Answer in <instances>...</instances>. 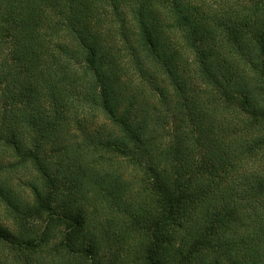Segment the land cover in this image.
<instances>
[{"label": "trees", "instance_id": "obj_1", "mask_svg": "<svg viewBox=\"0 0 264 264\" xmlns=\"http://www.w3.org/2000/svg\"><path fill=\"white\" fill-rule=\"evenodd\" d=\"M263 157L264 0H0V264H103L98 199L130 264H264Z\"/></svg>", "mask_w": 264, "mask_h": 264}, {"label": "rangeland", "instance_id": "obj_2", "mask_svg": "<svg viewBox=\"0 0 264 264\" xmlns=\"http://www.w3.org/2000/svg\"><path fill=\"white\" fill-rule=\"evenodd\" d=\"M255 1L256 0H246V2L250 4H254ZM79 117H85V115L81 113ZM77 132L78 131H76V133ZM75 153L79 157L91 156V160L93 161L92 163L95 162L96 164H102L105 167L112 168L113 175H118L117 169L121 167L125 168L129 166L131 168L135 166V160L133 158L110 153L98 147H93L85 150L79 149L78 151H75ZM261 162H264V157L260 158V164ZM248 166L252 168L253 164H250ZM24 180H27V178H25ZM74 192L75 191H73L72 194H74ZM111 195H105V197L111 200ZM98 201L99 204L102 202L100 205H98V209H94L93 203L91 205H89L88 202L83 203L87 204L86 206L89 207L86 213L88 221H91L93 224H95V227L93 225H88L86 228L88 232V237L85 241L86 246L91 245L92 243H96V246L98 242H100V244L102 243L103 247L105 246V253L101 255V260H103V264H130L129 262L135 259V253H137V251L139 250V245L143 241L146 242L144 236L141 233L134 232V230L130 231L127 228L123 229L124 231L122 232V228L131 227L132 221L131 217L128 216L129 214H123L121 210L116 212L115 207L114 211H111L108 209V204L106 201H104L103 199H98ZM102 204L105 209H103ZM111 246H113L112 251ZM7 253L8 255L5 259L11 258L12 255H10L9 252ZM29 254L30 252L27 251L26 256H29ZM37 256L38 254H33V264H37ZM17 258L22 260L23 264H27L26 262L24 263V261L26 260L23 258L22 254H18ZM68 258L76 261L77 264H89L92 261L90 258L87 260L85 258L83 259L77 257L73 254H69ZM57 259L58 258H56L55 260ZM200 259L201 258L199 256L196 257V259L194 260L195 264H199ZM2 260H4V258H2ZM211 260H213V257H211Z\"/></svg>", "mask_w": 264, "mask_h": 264}]
</instances>
